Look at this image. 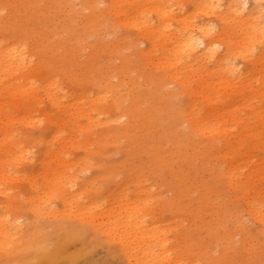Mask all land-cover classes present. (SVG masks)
I'll return each mask as SVG.
<instances>
[{
    "label": "bare ground",
    "instance_id": "bare-ground-1",
    "mask_svg": "<svg viewBox=\"0 0 264 264\" xmlns=\"http://www.w3.org/2000/svg\"><path fill=\"white\" fill-rule=\"evenodd\" d=\"M122 1L112 0L106 13L101 9V0H79V4L76 0H0V195L8 199L0 216V264H111L108 258H93L95 251L105 247L113 258L121 255L126 264H186L184 252L164 238L157 227L149 228L144 220L157 201L155 196L128 201L118 193L109 198L110 213L100 214L97 209L102 207L98 208L95 200L88 204L79 200L86 190L85 186L80 191L74 189L80 184L79 176L74 171L67 175L51 164L72 160L69 148H75L85 152L83 170L92 168L89 159L101 155V149L108 144L124 151L122 165L132 166L131 176L141 181L152 179L154 186L170 188L174 198L161 200L165 208L200 192L199 211L211 210L215 188L206 186L201 190L197 182H191L192 166L198 167L196 160L187 156L190 169H181V164L174 162L181 143L169 147L167 135L175 133L179 123H189L193 133L200 135L206 129H219L222 133L225 129L221 123L213 129L217 124L206 117L197 118L196 109L187 113L192 105L164 111L158 102L164 96L173 98L178 94L169 88L170 83L180 87L181 93H195V78L205 77L197 75V63L216 58L220 38L227 33V20L230 18L232 25L247 32L244 26L250 22L245 13L249 0H201L218 15L222 28L219 33L206 22H190L186 13L176 18L180 23L179 36L172 39L177 42V62L165 73L169 81L158 78L154 88L138 84L143 74L132 76L136 68L123 54L125 47L119 44L127 37L120 36L117 44L102 47L103 30L116 34L120 28H129L149 37L154 34L145 7L129 12L120 5ZM252 1V33L264 38V0ZM79 5L88 14L76 25L81 13ZM153 10L162 13L160 26L166 31L173 14L165 12L159 3ZM90 37L97 41L86 60ZM129 47L132 43L126 48ZM101 52L108 54L103 64L98 62ZM117 57L121 60L119 67L115 65ZM236 71L231 69L232 74ZM38 90L44 92L49 103L44 117L35 114L41 103ZM91 93V105L84 109L80 105L86 104L83 100ZM122 118L128 121L123 123ZM82 119L89 121L88 125ZM103 119L102 125L108 129L95 131L94 125ZM162 125L163 130L157 132ZM20 127L31 130L22 136L15 131ZM225 156L232 158L230 151ZM231 167L234 168L232 162L224 173H230ZM38 177L43 181L39 182ZM20 179L26 180L28 187L22 198L13 196ZM236 191L249 193L240 183ZM56 199L62 203L61 210L55 206ZM140 200L144 202L138 204ZM247 206L251 218L264 220V209L256 208L255 200L247 199ZM22 219L28 220L25 231L21 228ZM202 228L214 247L211 255L207 246L198 244L207 264H234L244 242L250 244L255 238V233L242 225L237 206L225 211L224 217L206 221ZM236 236L242 239L236 240ZM78 240L82 246L72 249ZM188 254L190 249L186 250Z\"/></svg>",
    "mask_w": 264,
    "mask_h": 264
},
{
    "label": "rangeland",
    "instance_id": "rangeland-1",
    "mask_svg": "<svg viewBox=\"0 0 264 264\" xmlns=\"http://www.w3.org/2000/svg\"><path fill=\"white\" fill-rule=\"evenodd\" d=\"M154 1L155 4H153ZM223 1L227 2L228 0ZM76 2L79 4V0ZM101 2L102 11L107 13L112 0H101ZM196 2L197 0H123L120 5L129 12L136 11L142 6L145 7L146 14H148L147 19L149 18L148 22L152 25L154 34L149 37L129 28H120L116 34L103 30V41L107 44L102 42V47L117 44L120 36L127 37L126 41L119 44L121 48L125 47L123 54L129 58L130 65L136 68L132 76L137 77L139 73L144 75L139 79L138 84L143 88H154V81L158 78L169 81L165 73L175 68L174 63L177 62L175 55L177 42L172 39L179 36L180 23L176 21V18L186 13L192 23L206 22V24L215 27L218 33L222 30L218 15H215L208 6L203 5L201 0H198L197 5ZM157 3L165 12L173 14V17L167 21L169 28L166 31L160 26L159 16L162 13L153 10ZM78 8L81 13L76 18V25L88 14V11L83 12L81 5ZM262 8L264 9V2ZM254 9V1L249 0L245 13L250 18V22L244 26L247 32L243 28L232 25L230 18L227 20L225 29L227 33L220 38V47L216 58L197 63L195 68L197 75L204 74L205 77L195 78L192 87L195 93L192 96L186 92L181 93L180 87L170 83L169 88L178 94L173 98L164 96L158 102V106L164 111L192 105L187 113L196 109L195 116L197 118L198 116L206 117L210 123L217 124L212 127L213 129L218 128L220 123L225 129L224 133L219 129L212 132H208L206 129L202 132L203 135H200L193 133L189 123H179L176 132L167 135L170 141L169 147L181 143L178 149L179 156L174 160L177 164H181V169H190L186 160L187 156L190 155L189 158L196 160L198 167L195 169L192 166L194 178L191 182H197L201 190L206 186L215 188L213 201L210 204L211 210L208 212L199 211L200 192L192 193L187 201L181 199L172 207L165 208L162 201H170L174 198L170 188L165 185L154 186L155 181L152 179L141 181L140 178L131 176L132 166L122 165V161L126 158L124 151L115 149L108 144L101 149L103 152L101 155H95L93 159H89L88 162L93 165L92 168L83 170L82 163L85 152L75 148H69L71 154L68 156L73 158L72 160L61 165L51 164L54 169L60 172H66L69 175L74 171V174L79 176L80 184L74 189L80 191L83 186L86 187V190L79 195V200L85 204L95 200L98 208L102 207V209H97L100 214L110 213L108 212L110 210L108 202L111 201L109 198L118 193L128 201L139 198L146 200L149 195L155 196L157 201L144 220L149 228L157 227L164 238L172 240L173 245L177 246L179 251L184 252L186 264H207L204 262L203 252L199 249L198 244L207 246L211 255L214 252V247L207 233L203 234V224L216 216L224 217L225 211H232L236 206L241 215L242 225L248 231L254 232L255 238L250 244L244 242L245 247L235 257V261L233 259V262L234 264H264V220L251 218L248 214L250 209L247 206V199L250 198L258 203L256 208L264 209V38L260 35L255 37V34L252 33L250 15ZM96 41L95 37L88 38L87 55L84 56V59H89L88 54L91 52L92 44ZM129 43H132V47L126 48ZM107 57V53L101 52L98 56L99 64L105 63ZM115 65L121 66L119 57L115 59ZM233 68L237 70L235 74L231 73ZM182 73L186 75V71ZM114 81L118 82V79L114 78ZM225 81L226 84L221 83ZM212 83L215 85L214 88H212ZM85 92L86 90L84 94ZM92 96L93 93L90 97L86 96L83 100L87 101L86 104L82 103L80 106L84 109L89 108L91 105L89 100ZM37 97L41 103L37 104L35 114L44 117L43 114L46 113L49 103L42 90H38ZM65 104L64 101L63 106ZM61 114H64V110ZM94 119L98 120V117L95 116ZM81 121L88 125L89 121L84 119ZM127 121V118L121 120L123 123ZM98 124L93 127L95 131L103 132L108 129V126L102 125L105 124L104 119ZM41 128H38L37 132H40ZM163 128V125L160 126L157 132L162 131ZM30 130V128L24 127L15 129L22 136H25ZM195 141H198L199 144L194 143ZM125 143L123 139V144ZM95 150L97 152L99 148L95 147ZM228 151L231 153V159L225 156ZM166 161L169 160L166 158ZM231 162L234 168L231 167L230 173H224L230 168ZM114 168L117 170L116 173ZM22 174L20 173V175ZM38 181L42 182L43 180L38 177ZM26 182V180L20 179L16 183L17 188H14L13 196L22 198V193L26 192L28 188ZM238 183L243 184L249 193L242 194L236 191ZM7 201V198L0 195V216ZM143 202L140 200L138 204ZM55 204L56 208L61 210L62 203L59 199L55 200ZM220 204L223 205L222 208L218 207ZM27 222V219L21 221V228L24 231ZM238 239H242V236H236V240ZM81 246L82 242L78 240L72 249ZM187 249H190L188 255H186ZM93 258L94 260L108 258L111 264H126L121 255H117L116 258L109 255L108 247L95 251Z\"/></svg>",
    "mask_w": 264,
    "mask_h": 264
}]
</instances>
